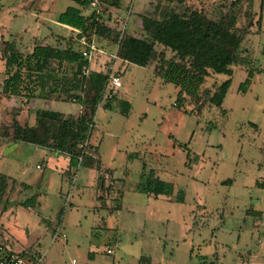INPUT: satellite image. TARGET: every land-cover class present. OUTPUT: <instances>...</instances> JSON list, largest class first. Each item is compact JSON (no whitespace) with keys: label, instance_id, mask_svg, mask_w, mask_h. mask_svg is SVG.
Returning <instances> with one entry per match:
<instances>
[{"label":"rangeland","instance_id":"rangeland-1","mask_svg":"<svg viewBox=\"0 0 264 264\" xmlns=\"http://www.w3.org/2000/svg\"><path fill=\"white\" fill-rule=\"evenodd\" d=\"M49 1L0 0V39L12 42L23 58L41 43L62 51L68 45L80 53L87 50L77 33L56 25L55 15L76 5L52 0L50 8ZM185 5L213 21L234 17L256 72L248 90L238 91L247 76L239 65L231 68L232 82L220 109L209 97L227 79L224 75L211 73L196 98L183 95L177 103L179 90L163 84L154 72L157 61L144 68L129 65L122 75L101 68L121 78L115 98L131 108L125 117L117 105L107 110L101 102L87 146H79L86 150L84 158L80 163L78 158L68 178L62 181L61 171L67 169L69 155L52 148L57 121L44 124L50 126L44 147L32 135L26 141L0 140V173L35 184L27 192L9 190L6 205H0V218L3 209L18 205L17 214L4 222L21 251L15 253L39 264H264V190L255 187L264 178V0H186ZM182 8L173 0H125L122 12L95 5L82 13L97 11L101 23L143 38L140 16L161 19L167 9L181 13ZM90 43L97 51L91 54V70L106 61L119 70L121 61L111 58L115 45L96 36ZM163 52L167 60L174 57ZM74 70L55 62L43 75L23 70L30 78L27 93L42 99ZM5 78L0 50V94ZM62 96L58 92L43 100L57 102L51 108L66 115L79 113V104ZM16 113L8 114L11 121ZM5 122L0 116V136L10 129ZM86 159L98 165L84 167ZM42 161L46 168L40 171ZM150 173L172 186L171 196L155 199L137 192L142 176ZM35 194L37 208L19 205ZM254 211L260 215H247ZM5 236L0 226V245H15ZM26 251L34 255L27 257ZM141 258L147 262L140 263Z\"/></svg>","mask_w":264,"mask_h":264},{"label":"trees","instance_id":"trees-1","mask_svg":"<svg viewBox=\"0 0 264 264\" xmlns=\"http://www.w3.org/2000/svg\"><path fill=\"white\" fill-rule=\"evenodd\" d=\"M69 1L73 2L76 7L65 9L57 18L58 24L72 28L90 38L96 36L98 39H105L115 45L116 59L123 63L144 68L157 61L154 72L163 84L172 85L179 90L177 103L182 102L183 95L196 98L205 79L212 73L227 77L209 97L211 105L220 109L232 82L231 68L233 66L239 65L247 69L246 79L238 89L240 93L248 90L256 74L252 61L242 46L243 36L235 31L233 16L217 21L209 20L200 11L186 6V0H173L179 7L183 6L182 12L167 9L161 19L148 17L146 14L140 16L144 37L139 38L129 33L122 35L114 28L101 23L100 14L97 11H92L88 16L82 13V10L93 7L94 2L96 5L122 12L125 0ZM79 37L78 35L77 39ZM155 46H160L163 50L157 53ZM0 50L6 75L2 83L1 94L5 96H22L27 100L33 97V94L27 93L25 81L30 78L28 75H23V70L43 75L53 62L59 66L66 64L75 67L72 77L65 80L64 85L55 83L46 97L39 96L45 99L59 92L63 96L76 100L81 107L80 114L76 117L69 116L60 120L57 116L49 115L51 118L48 119V121H57L52 138L53 150L70 157L68 175L73 167L78 166V158L81 160L84 158L83 149L79 146L87 138L89 139V131L94 125L95 113L101 102H105L104 108L107 110H111L114 104L117 105L120 114L128 116L131 108L128 102L116 98L104 100V87L111 74L110 71L104 72L101 68L104 66L107 69L110 68L112 61H106L104 65H100L99 70L93 71L79 50H74L70 45L63 51L55 47L36 45L31 54L23 58L12 42H4L2 38L0 39ZM164 50L172 52L174 57L170 60L165 59ZM111 55L107 54V56ZM85 67L89 68L87 76L81 74ZM114 76L117 75L114 74ZM41 116L44 115L41 114ZM26 135L34 136L38 141L37 144L44 147L46 138L41 139L35 131L22 129L14 123L13 139L26 141ZM84 164V167L98 165L90 159H86ZM11 184L13 185L14 181L0 173V205H6ZM255 187L264 190V178L256 181ZM136 190L141 194L151 195L155 199L159 196L169 197L172 194V186L155 178L153 173L143 175ZM36 200L37 197L32 196L21 205L24 208H34ZM177 201H183L182 196L177 198ZM116 205V210L119 211L120 205L118 203ZM6 211L7 209H3L2 213ZM247 215L258 217L260 212L254 211ZM20 256L25 257L21 254ZM139 261L140 263L147 262L145 258Z\"/></svg>","mask_w":264,"mask_h":264},{"label":"crops","instance_id":"crops-1","mask_svg":"<svg viewBox=\"0 0 264 264\" xmlns=\"http://www.w3.org/2000/svg\"><path fill=\"white\" fill-rule=\"evenodd\" d=\"M51 1H49V3L47 4L49 7H50L49 4ZM112 11L121 12L119 10L110 9L111 13H112ZM40 13L43 14V17H45V15H49V12H40ZM46 13H48V14H46ZM58 16L55 15L56 18H58ZM56 25L59 27V29L67 30L70 33L71 32L77 33L76 30L69 28L67 26H64V25H60L57 23V21H56ZM41 46H49V45H42V43H41ZM100 53H102V52H100ZM120 65L121 66L119 67V70H116V69H114V65L112 64V66L110 67L111 71H114V73L119 72L122 75L125 72V70L128 68L129 64L121 62ZM123 101H125V100H123ZM56 103L57 102H55V101L43 100V99H34L33 97L27 100L26 98H24L22 96H5L3 94H0V116L4 117V119L6 120V122H5L6 125L9 126L11 124L9 131H7V133L9 135L7 134L4 136H0V140H4L5 142L6 141H15L13 139L14 123H16L18 125V127L22 128V129H29V130L31 129V130L35 131L36 135L39 136L41 139L47 138V135L49 134L50 126L46 128V127H44V124H47L49 122L48 119L51 118L49 115L57 116L60 120H62L66 117H69V116L70 117H76L80 114L81 107H80L79 113H77L76 115H66L65 113H62L61 111L53 110L51 107L53 105H55ZM14 110H16L17 113L13 117V120L11 121L10 116L8 114ZM41 114H43L45 117L41 116ZM26 120L28 121V123ZM25 125H27V126H25ZM65 157H67L68 164H67V169L65 168L63 171H61V174H62L61 180L62 181L65 180V178H68L66 176H68L67 172H68L69 167H70V157L69 156H65ZM57 162L58 161L56 160L55 163H57ZM62 163H61L62 164L61 166H65L64 161ZM65 163H66V161H65ZM57 165H59V163H57ZM38 166L41 167V169H39V170L43 171L42 169L45 170V168H46V163H44V161H42V163ZM70 174L72 175L71 170H70ZM86 174H85V176H86ZM3 175H5V174H3ZM7 177H9V176H7ZM9 178H11L14 181V184H13L14 186L11 184V186L9 187V190H16V193L27 192V191L31 190L33 188V186L35 185V184L29 185L27 183L18 182L15 179H13L12 177H9ZM41 182H42V180L38 181L37 185H39ZM39 186H41V184ZM8 194H9V191H8ZM33 196L37 197L36 203L34 205V208H37L39 206V203H38V196L39 195L35 194ZM26 200L27 199H25L24 201H26ZM24 201H20L19 205L22 204ZM14 205L11 204V206L7 209V211L2 215V217L0 218V221H1L0 226H2L6 232L5 241L10 239L12 243H15V245H12L9 243V245H7V247H9L11 250H13V252H21V251H19L20 249L17 248V241L14 239V237L9 235V233H8L9 228H8L7 224L4 223L5 221H9L10 218L14 217L15 214H17L18 205L16 204L17 207H15L16 205L15 206ZM34 208H26V209L33 210ZM25 233H27V231ZM54 240L55 239H53V236H52V241H54ZM27 252H28V254H27ZM16 254H19V253H16ZM26 254H27L26 255L27 257H28V255L29 256L34 255V254H31L29 251H26Z\"/></svg>","mask_w":264,"mask_h":264},{"label":"built area","instance_id":"built-area-1","mask_svg":"<svg viewBox=\"0 0 264 264\" xmlns=\"http://www.w3.org/2000/svg\"><path fill=\"white\" fill-rule=\"evenodd\" d=\"M96 5V2L92 4L94 7ZM77 34L80 36L78 38V43L84 46L87 50L82 51L81 55L83 59H85L89 64L91 61V54L96 51L94 48L91 46L90 40L91 38L88 37L87 35H81L78 31H76ZM97 52V51H96ZM100 53V52H98ZM113 60H116V56L112 57ZM83 76H87L89 73V68L85 67L81 71ZM122 87V82L121 78L118 76L110 75L107 79V82L104 87V100H111L115 98L118 94V90ZM73 102L77 103L76 100H73ZM88 138L83 141L85 144L83 147L87 146ZM86 150H83V153H85ZM81 162V158H79V163ZM37 169H41L40 166H37ZM58 230L55 232L53 239H57L58 237ZM62 238H65V235H61ZM110 251H107V254H110ZM40 260L37 261H30L28 258L21 257L20 254H16L11 250L9 247L0 245V264H39ZM71 264H75V261H72Z\"/></svg>","mask_w":264,"mask_h":264}]
</instances>
